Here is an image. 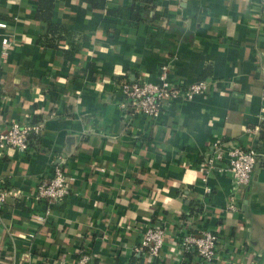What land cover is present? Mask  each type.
I'll return each instance as SVG.
<instances>
[{"label": "crops", "instance_id": "crops-1", "mask_svg": "<svg viewBox=\"0 0 264 264\" xmlns=\"http://www.w3.org/2000/svg\"><path fill=\"white\" fill-rule=\"evenodd\" d=\"M134 3L107 0L105 12L56 0L53 18L72 37L52 48L38 41V0H0V132L14 120L44 123L29 151L0 152L12 191L0 209V264H75L84 244L92 264H196L191 254L178 261L186 228L218 233V264H264V0H154L158 18L137 25ZM165 62L173 81L205 78L209 90L168 101L156 119L124 111L121 78L155 81ZM230 140L259 153L238 211L225 209L234 183L222 163L211 193L202 180L205 159ZM54 163L70 193L48 206L32 195ZM49 207L45 221L35 217ZM147 220L167 227L160 261L135 249Z\"/></svg>", "mask_w": 264, "mask_h": 264}, {"label": "built area", "instance_id": "built-area-1", "mask_svg": "<svg viewBox=\"0 0 264 264\" xmlns=\"http://www.w3.org/2000/svg\"><path fill=\"white\" fill-rule=\"evenodd\" d=\"M0 27H6V23L0 21ZM1 44L2 60H4L12 43L5 37ZM170 69V63H162L155 81L143 76L121 81L123 97L120 99V106L122 109L131 116L142 113L150 119H156L168 101L177 98L192 99L209 90L208 81L198 80L191 83L173 81L170 78ZM262 99L264 100V91ZM43 129L44 123L12 121L6 130L0 132V152L7 149L18 152L29 151L31 137L39 135ZM250 130L249 128L248 131ZM258 155L255 147H246L237 141L218 143L214 152L203 163L202 180L205 182V192L211 193L212 188L208 184V177L214 170L220 168V163H222L224 165L222 168L230 173L234 183L225 209L238 211L241 208L237 201L238 188L249 182ZM11 192L0 182V209ZM69 193L68 176L62 164L54 163L52 175L36 186L32 196L35 201H45L48 206H52L66 198ZM50 212L49 207L45 215L36 214L35 217L43 222ZM184 223L187 227L190 226L188 219ZM141 227V240L135 249L142 252L150 262L160 261L167 234L166 225L161 222L148 221ZM218 242L219 236L216 231L204 229L196 233L190 228H186L180 239L176 241L178 261H181L185 255L191 254L195 257L196 264H218ZM78 254L75 264H92L94 256L89 251L87 244L79 249Z\"/></svg>", "mask_w": 264, "mask_h": 264}, {"label": "trees", "instance_id": "trees-1", "mask_svg": "<svg viewBox=\"0 0 264 264\" xmlns=\"http://www.w3.org/2000/svg\"><path fill=\"white\" fill-rule=\"evenodd\" d=\"M56 0H38L37 9L35 18L37 21H41L44 23V31L39 36L38 41L47 47L52 48H60L59 42L61 40H70L72 37V33L68 30L67 25L65 23L58 22L54 20L53 13L55 9ZM86 2L94 9L98 11L110 12L107 7V0H86ZM134 4L129 8V18L133 21L134 24H140L148 19H157V15H150V12L153 10L152 5H154V0H134ZM143 3V5H139L138 3ZM113 13V12H112ZM121 16L127 15L126 9H120L117 12ZM116 14V13H113ZM66 58L68 60H72L74 58V54L78 51V48L72 43L70 49H63ZM136 78V77H135ZM131 80L129 77L121 78V81ZM208 81L207 79H199ZM32 123H42L41 121H30ZM42 133L36 136H32L30 140V145L39 142ZM54 166V165H53ZM4 185V182H3ZM79 254H77L78 257Z\"/></svg>", "mask_w": 264, "mask_h": 264}]
</instances>
